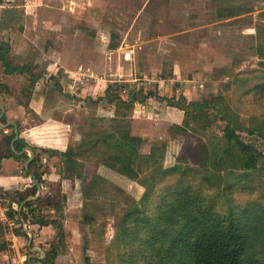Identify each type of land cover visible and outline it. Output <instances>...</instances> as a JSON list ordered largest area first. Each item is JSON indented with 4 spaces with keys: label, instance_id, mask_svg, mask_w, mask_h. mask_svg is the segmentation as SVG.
I'll return each instance as SVG.
<instances>
[{
    "label": "rangeland",
    "instance_id": "374dc122",
    "mask_svg": "<svg viewBox=\"0 0 264 264\" xmlns=\"http://www.w3.org/2000/svg\"><path fill=\"white\" fill-rule=\"evenodd\" d=\"M0 6L3 11L17 9L14 18L21 25L12 28L26 27L33 42L31 55L47 42V49L60 51L74 65L70 70L75 82L87 72L104 76L110 84L104 96L87 98L91 107L78 109L74 116L80 138L68 148L61 145L62 152L50 148L41 154L39 178L28 170V159L35 155L30 149L28 159L19 158L24 167L15 170L16 177H0V193L37 186L21 203L32 201L31 206L0 198L5 225L0 264H106L118 223L143 194L141 181L151 171L152 147L162 148L156 157L164 156L166 166L199 165L203 144L224 136L226 122L218 111H195L193 101L218 96L224 113L229 105L244 125L252 117L264 121V97L254 94L256 77L264 73L263 0H0ZM5 35L0 31V40L10 48L11 38ZM120 74L129 82L119 83ZM8 81V89L15 91ZM134 92L143 103L151 95L165 99L171 105L166 119L134 104ZM256 100L262 102L254 108ZM112 104L121 108L114 112ZM246 108L253 111L246 113ZM124 130L141 137L139 156L132 162L138 171L134 179L114 169L119 151L108 148V142H116L111 135ZM240 133L263 152L262 169L250 178L235 175L237 169L235 174L229 169L216 173L223 183L235 184L234 207L250 200L264 206V139ZM33 146L37 152L42 148ZM246 185L253 186L250 193L240 191ZM10 207L22 215L11 217Z\"/></svg>",
    "mask_w": 264,
    "mask_h": 264
},
{
    "label": "trees",
    "instance_id": "16d2710c",
    "mask_svg": "<svg viewBox=\"0 0 264 264\" xmlns=\"http://www.w3.org/2000/svg\"><path fill=\"white\" fill-rule=\"evenodd\" d=\"M16 13L17 9L6 8L1 26H8L9 20H17L14 18L17 17ZM8 50L9 43L3 41L0 60L6 65ZM256 78L254 94L263 98L264 73ZM135 99L133 95L132 102ZM261 102L256 100V106L252 105L255 108ZM191 104L195 111L203 112L207 107L218 111L226 122L224 136H214L213 141L211 138L209 143L203 144L199 165L177 162L166 166L162 163L164 156L156 157V152L162 148L152 147L148 159L151 171L141 181L143 194L118 223L106 264H264V206L260 201L250 200L234 207L231 194L236 189L235 184L228 180L223 183L222 175L216 173L229 169L230 174H235L233 170L237 169L240 173L235 175L250 178V175L262 169L259 159L263 157V152L245 142L240 132L256 134L264 139V121H255L252 117L249 124L244 125L239 113H232L229 105H225L224 113L218 96ZM245 110L246 113L253 111L250 108ZM1 119L5 122L6 115ZM14 136L12 133L7 138L6 155L28 159L24 148L30 147L35 155L29 162L28 170L33 171L34 178H39V158L52 149L43 147L37 152L23 138L16 139L13 148L11 141ZM111 136L116 138V142H108V148L119 151L115 156L119 166L113 165L114 169L129 179L136 178L138 171L132 162L139 156L141 137L130 130ZM227 159L228 163H224ZM252 187L246 185L240 187V191L250 193ZM36 190L34 183L30 189L0 193V198L7 199L10 204L17 202L21 206H31L32 201H26L24 205L21 203L28 194L34 195ZM8 214L14 217L21 216L22 212L10 207ZM4 227L0 220V250L5 245L2 242L5 239ZM41 261L45 263L47 259Z\"/></svg>",
    "mask_w": 264,
    "mask_h": 264
},
{
    "label": "crops",
    "instance_id": "0c3cea01",
    "mask_svg": "<svg viewBox=\"0 0 264 264\" xmlns=\"http://www.w3.org/2000/svg\"><path fill=\"white\" fill-rule=\"evenodd\" d=\"M1 8L5 7L0 6V16H3ZM2 20L0 19V31L2 34L8 35L6 38H11V46L6 56L7 65L2 61L3 64L0 66V82L2 83L0 104L5 108L4 115L8 118L7 121L17 122L18 138H23L29 145L53 148L62 152L61 145H67L68 148L72 140L77 141L80 138L81 132H77L76 119L74 118L78 109L91 107L86 103L87 98L104 96L108 91L107 88L110 87L109 79L85 72L82 74L86 76L82 78L80 75V81L75 82L71 78L72 70H70L74 65L71 62L67 63L60 51L47 49L48 44L45 42L46 45L43 49H39V52L36 51L34 55H31L33 42L26 27L22 30L12 28V25H21V21L18 20H10L8 26H1L4 23ZM31 70L37 74L32 76ZM122 76L120 74L117 79L118 82L120 81L119 83L129 82L126 79H121ZM9 78L11 84H14L16 88L15 91L9 90L6 86L9 83ZM89 86L92 87L89 88ZM17 87L20 89L17 90ZM87 90L89 92L86 94ZM133 95L135 96V92ZM156 97L149 96L146 103L135 99L133 103L135 104L137 101V105L142 106L144 110L146 108L155 117L165 120L171 105L165 99L162 98L161 101ZM155 99H158V102ZM115 100L121 102L120 99L116 98ZM112 108L116 112L121 107L113 105ZM137 111L138 108H134V112ZM151 114L146 117L151 116L149 118H152ZM9 130L15 134L13 124H9L3 129L0 128L1 155L8 151ZM26 149H30V147H25L24 150L26 151ZM0 159V177H8V179L16 177L13 173L18 174L19 171L15 170L24 167L23 161L13 156H5ZM60 176L58 175V177Z\"/></svg>",
    "mask_w": 264,
    "mask_h": 264
},
{
    "label": "water",
    "instance_id": "95a60500",
    "mask_svg": "<svg viewBox=\"0 0 264 264\" xmlns=\"http://www.w3.org/2000/svg\"><path fill=\"white\" fill-rule=\"evenodd\" d=\"M1 45H2V41L0 40V47H1ZM4 113H5V108L3 107V105L0 104V118L3 117ZM9 124H13L14 125L15 137H14V140L12 141V147L14 148V141L16 139H18V137H19V128H18L17 122L14 121V120L7 121L6 123L1 124L0 128L7 127ZM30 150H31L32 154H34V151L31 148H30ZM31 158L32 157H29L28 161H30ZM28 161L26 163V166L28 165ZM39 191H40V188H39ZM31 242H32V238H30V244H31ZM39 251L41 253L45 254L43 249H39Z\"/></svg>",
    "mask_w": 264,
    "mask_h": 264
},
{
    "label": "built area",
    "instance_id": "2783aa9c",
    "mask_svg": "<svg viewBox=\"0 0 264 264\" xmlns=\"http://www.w3.org/2000/svg\"><path fill=\"white\" fill-rule=\"evenodd\" d=\"M81 76H82V78H84L86 75L82 74ZM40 264H42V263H40Z\"/></svg>",
    "mask_w": 264,
    "mask_h": 264
},
{
    "label": "bare ground",
    "instance_id": "6f19581e",
    "mask_svg": "<svg viewBox=\"0 0 264 264\" xmlns=\"http://www.w3.org/2000/svg\"><path fill=\"white\" fill-rule=\"evenodd\" d=\"M128 57H130V53L128 54Z\"/></svg>",
    "mask_w": 264,
    "mask_h": 264
}]
</instances>
